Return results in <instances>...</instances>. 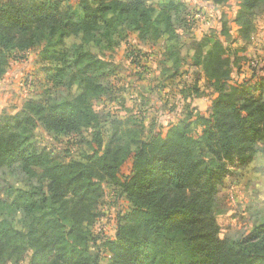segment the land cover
Masks as SVG:
<instances>
[{"label":"trees","instance_id":"trees-1","mask_svg":"<svg viewBox=\"0 0 264 264\" xmlns=\"http://www.w3.org/2000/svg\"><path fill=\"white\" fill-rule=\"evenodd\" d=\"M207 1L214 9L229 2ZM262 2L239 0L236 38L249 37ZM180 7L175 0L160 9L143 0H0V76L10 60L44 43L45 77L78 90L63 102L38 97L13 116H0V169L16 166L24 174L14 185L0 176V264L22 263L27 253V264H98L87 247L97 240L102 184L118 188L130 207L117 214L114 238L100 241L107 264H264V224L228 239L213 207L229 166L264 176V72L252 74L260 78L256 84H232L229 51L219 40L203 38L196 61L216 94L210 111H191L149 139L88 102L107 91L96 77L109 63L94 51L114 48L123 32L162 40L166 64L172 61V76L177 73ZM225 25L223 36L230 30ZM101 123L113 126L109 134ZM35 126L53 139L90 130L88 152L57 162L35 146ZM43 204L50 213L42 212Z\"/></svg>","mask_w":264,"mask_h":264},{"label":"rangeland","instance_id":"rangeland-1","mask_svg":"<svg viewBox=\"0 0 264 264\" xmlns=\"http://www.w3.org/2000/svg\"><path fill=\"white\" fill-rule=\"evenodd\" d=\"M143 1L160 9L169 0ZM175 1L181 4L175 29L180 36L178 51L182 60L174 76L173 62L166 64L162 40L151 43L123 32L121 41L114 48L94 51L109 63V68L96 77L107 91L100 97L88 98L91 108L99 114H108L129 128L140 129L145 139L163 133L168 126L184 120L191 111L204 114L210 111L216 94L204 77L202 65L196 61V44L203 38L217 39L229 51L232 84H256L260 80L257 75L264 72V2L255 10L256 21L249 37L240 40L236 38L238 27L233 23L239 0H229L216 9L207 0ZM68 2L74 4V0ZM222 24L230 28L227 36L220 34ZM44 47L42 43L22 59L10 60L6 73L0 76V116H13L25 102L38 97L43 102H63L78 94L75 85L72 88L56 87L45 77L41 70L47 66L41 56ZM101 126L105 134H109L113 127L109 123H101ZM90 136L91 131L86 130L82 136L53 139L39 126H35L32 133L35 146L62 163L88 152L85 140ZM129 170L130 160L122 166L121 172L126 176ZM236 172L234 167H228L213 203L222 228L221 236L228 239H238L264 224V176L255 173L253 168ZM0 176L8 185L24 178L16 166L3 167ZM101 186L98 218L93 225L97 240L95 245L88 244L87 248L93 256H98V264H107L108 254L98 247L100 241L114 238L117 214L126 213L130 207L118 188L108 184ZM0 198L4 199L2 195ZM51 210L49 204L42 205V212L50 213ZM4 212L5 207L0 209V213ZM29 258L30 253H27L19 264H27Z\"/></svg>","mask_w":264,"mask_h":264}]
</instances>
